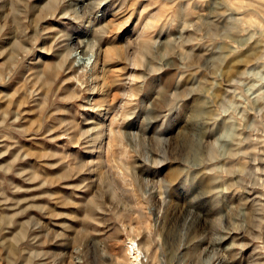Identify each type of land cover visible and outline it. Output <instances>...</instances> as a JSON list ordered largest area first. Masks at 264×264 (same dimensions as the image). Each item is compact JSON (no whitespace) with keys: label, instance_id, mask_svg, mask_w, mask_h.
<instances>
[{"label":"rangeland","instance_id":"rangeland-1","mask_svg":"<svg viewBox=\"0 0 264 264\" xmlns=\"http://www.w3.org/2000/svg\"><path fill=\"white\" fill-rule=\"evenodd\" d=\"M129 244L264 264V0H0V264Z\"/></svg>","mask_w":264,"mask_h":264},{"label":"bare ground","instance_id":"bare-ground-1","mask_svg":"<svg viewBox=\"0 0 264 264\" xmlns=\"http://www.w3.org/2000/svg\"><path fill=\"white\" fill-rule=\"evenodd\" d=\"M47 6L50 8L53 6V3H48ZM66 13V12H65ZM198 17V16H197ZM149 22L146 23V25L142 28V30L140 31V36L144 37L145 36V30L149 29ZM149 26V27H148ZM148 27V28H147ZM110 48L106 49L105 50V53L108 54L110 52ZM98 53L99 51L97 52V56H98ZM96 56V57H97ZM137 60H138V57H137ZM95 66H96V60L94 61V64H93V70L95 69ZM194 123V122H193ZM196 124V123H195ZM194 129V128H193ZM110 131V129H109ZM111 132V131H110ZM116 134H119L118 131H115ZM121 134V133H120ZM119 134V135H120ZM112 135V134H111ZM115 136V135H114ZM198 196V195H197ZM128 253L124 256L125 258H127V262L128 264H137V257H136V254H135V248L132 244H129L128 246V249H127Z\"/></svg>","mask_w":264,"mask_h":264}]
</instances>
